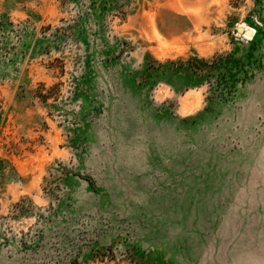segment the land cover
I'll list each match as a JSON object with an SVG mask.
<instances>
[{
    "label": "rangeland",
    "instance_id": "rangeland-1",
    "mask_svg": "<svg viewBox=\"0 0 264 264\" xmlns=\"http://www.w3.org/2000/svg\"><path fill=\"white\" fill-rule=\"evenodd\" d=\"M0 264H264V0H0Z\"/></svg>",
    "mask_w": 264,
    "mask_h": 264
},
{
    "label": "water",
    "instance_id": "water-1",
    "mask_svg": "<svg viewBox=\"0 0 264 264\" xmlns=\"http://www.w3.org/2000/svg\"><path fill=\"white\" fill-rule=\"evenodd\" d=\"M244 34L246 35V36H251L252 34H251V32L249 31V30H246L245 32H244Z\"/></svg>",
    "mask_w": 264,
    "mask_h": 264
},
{
    "label": "trees",
    "instance_id": "trees-1",
    "mask_svg": "<svg viewBox=\"0 0 264 264\" xmlns=\"http://www.w3.org/2000/svg\"><path fill=\"white\" fill-rule=\"evenodd\" d=\"M192 67H193V69H195L196 71L199 70V67H197V66H192Z\"/></svg>",
    "mask_w": 264,
    "mask_h": 264
},
{
    "label": "bare ground",
    "instance_id": "bare-ground-1",
    "mask_svg": "<svg viewBox=\"0 0 264 264\" xmlns=\"http://www.w3.org/2000/svg\"><path fill=\"white\" fill-rule=\"evenodd\" d=\"M247 30H249V29H247ZM250 31V30H249ZM251 32V31H250ZM251 34H252V32H251ZM244 37H247V38H250V36L248 37V36H246L245 34H244Z\"/></svg>",
    "mask_w": 264,
    "mask_h": 264
}]
</instances>
